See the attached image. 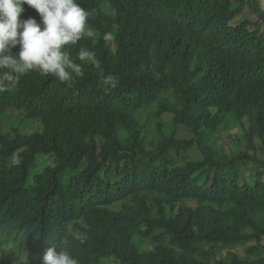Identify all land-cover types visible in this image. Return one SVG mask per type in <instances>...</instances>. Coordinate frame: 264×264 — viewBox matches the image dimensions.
Returning a JSON list of instances; mask_svg holds the SVG:
<instances>
[{
    "label": "trees",
    "instance_id": "obj_1",
    "mask_svg": "<svg viewBox=\"0 0 264 264\" xmlns=\"http://www.w3.org/2000/svg\"><path fill=\"white\" fill-rule=\"evenodd\" d=\"M77 2L97 36L72 59L88 48L119 84L86 63L72 83L34 71L0 92V264H43L59 244L79 264H264V162L216 137L239 125L264 142L258 1Z\"/></svg>",
    "mask_w": 264,
    "mask_h": 264
},
{
    "label": "clouds",
    "instance_id": "obj_2",
    "mask_svg": "<svg viewBox=\"0 0 264 264\" xmlns=\"http://www.w3.org/2000/svg\"><path fill=\"white\" fill-rule=\"evenodd\" d=\"M24 5L35 9L40 20L29 16L21 19ZM94 10L82 7L77 0H0V92L16 89L21 78L30 72L51 76L61 83H72L83 75V67L91 64L106 88L115 89L119 80L105 75L96 53L80 46L76 60L69 46L82 38L95 39L97 32L89 25ZM112 32L103 34L111 42ZM19 48L17 53L13 49ZM79 61V62H76ZM59 248V251H57ZM16 264H29L27 257H19ZM43 264H79L66 248L49 247Z\"/></svg>",
    "mask_w": 264,
    "mask_h": 264
},
{
    "label": "rangeland",
    "instance_id": "obj_3",
    "mask_svg": "<svg viewBox=\"0 0 264 264\" xmlns=\"http://www.w3.org/2000/svg\"><path fill=\"white\" fill-rule=\"evenodd\" d=\"M253 1H258L260 8L264 12V0H252ZM248 9V14H249V19L253 21H258L259 24L261 25V29L264 30V21L257 15L255 14L252 10L249 11ZM106 11L108 12V9L106 8ZM7 116L10 118H24L20 112L16 111H8ZM9 125H12L11 123ZM13 125H18L19 129L26 134H33L36 131L41 130L42 131V126L39 122L35 123H29V124H24V123H19V122H14ZM5 126V125H4ZM248 122L246 121V127H248ZM182 136H185V132H181ZM218 139V145L220 146V149H225V151L231 155L232 153V148L234 146H237L239 151L247 153L251 157H255L259 159L260 161L264 162V142L260 139L255 140V148L250 146L249 139L246 137V130L242 126L239 125H233V130L229 132H223L219 133L216 135ZM243 164H239L237 166V170L242 173V177H249L254 174L258 169H260L261 165L257 163L253 159H248L242 162ZM40 168L36 169L38 171ZM236 251L239 252L240 255L246 256L247 253L245 249L239 248ZM217 252H219V256H226L228 254V251L223 249L222 247H219L217 249ZM262 255H264V250L262 252Z\"/></svg>",
    "mask_w": 264,
    "mask_h": 264
}]
</instances>
